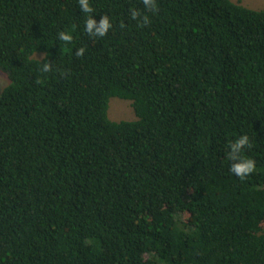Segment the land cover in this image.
<instances>
[{
	"label": "trees",
	"instance_id": "16d2710c",
	"mask_svg": "<svg viewBox=\"0 0 264 264\" xmlns=\"http://www.w3.org/2000/svg\"><path fill=\"white\" fill-rule=\"evenodd\" d=\"M91 3L0 0V264H264V8Z\"/></svg>",
	"mask_w": 264,
	"mask_h": 264
},
{
	"label": "clouds",
	"instance_id": "9594fccd",
	"mask_svg": "<svg viewBox=\"0 0 264 264\" xmlns=\"http://www.w3.org/2000/svg\"><path fill=\"white\" fill-rule=\"evenodd\" d=\"M79 7L83 13L87 14L88 18L84 24V31L92 37H103L112 28V21L109 16L104 15L99 22L95 19L93 15V7L91 0H78ZM146 9L153 11L157 7V0H143ZM131 15L134 19H137L140 24L146 25L149 23V17L143 15L137 9H132ZM59 39L66 43H70L73 40V33L71 31H61L59 34ZM85 47H79L76 51V55L83 56L86 52ZM49 65H45V71L49 70ZM251 146L250 137L247 134L238 136L234 141L228 144L226 149L227 157L231 163V172L241 179L247 177L249 174L256 170V162L251 157L247 156L245 153V148Z\"/></svg>",
	"mask_w": 264,
	"mask_h": 264
},
{
	"label": "rangeland",
	"instance_id": "374dc122",
	"mask_svg": "<svg viewBox=\"0 0 264 264\" xmlns=\"http://www.w3.org/2000/svg\"><path fill=\"white\" fill-rule=\"evenodd\" d=\"M243 6L254 10L264 8V0H232ZM10 81L6 73L0 70V94L9 85ZM109 117L113 121H133L137 119L132 102L125 99H111L109 106Z\"/></svg>",
	"mask_w": 264,
	"mask_h": 264
}]
</instances>
